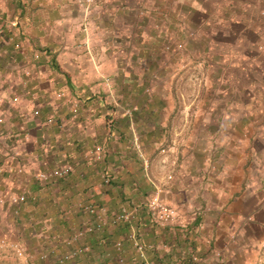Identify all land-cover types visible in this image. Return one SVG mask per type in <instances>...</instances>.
<instances>
[{
	"label": "rangeland",
	"instance_id": "374dc122",
	"mask_svg": "<svg viewBox=\"0 0 264 264\" xmlns=\"http://www.w3.org/2000/svg\"><path fill=\"white\" fill-rule=\"evenodd\" d=\"M212 2L215 6L210 8ZM5 3H9L4 11L8 18L16 16L20 20L11 28L13 35L22 31L31 55L39 54L33 57L35 61L45 60L60 73L59 79L68 76L73 86L57 89L69 99L68 106L62 105L59 129L69 132L74 120L85 118L86 122L91 120L86 126L92 131L98 123L108 131L112 120L106 117L108 112L112 117L131 115V106L116 102L114 83L119 73L127 82L136 75L160 101L155 104L153 116L162 130L157 132V143L149 153V166L160 183L142 179L143 187L148 189L146 202L156 195L158 201L173 207L175 215L166 222L172 226L177 209L161 195L174 179L173 169L182 159L187 164H201L203 178L209 177L204 181L214 185L203 186V190L211 196L226 194L228 199L213 215L216 222L212 233L217 234L207 241L212 252L208 250L206 254H213V264H264V0H101L89 6L76 0ZM19 42L25 52L24 41ZM98 93L104 95L102 104L97 100L84 104L87 95L94 97ZM111 104L115 105L112 111ZM133 106L140 109V105ZM94 148L88 155L91 161L98 158ZM96 183L95 188L104 194L98 208L111 211L108 219L132 210L118 200L113 186ZM14 185L5 188L10 194L3 196L5 190L0 197L9 205L14 204L9 203L8 196L19 194L11 192ZM88 186L91 184L80 181L75 188ZM66 204L62 207L69 210L72 226L82 216L73 212L74 201ZM6 209L0 206L1 225L23 221L18 216L12 219L13 214ZM54 221L50 219L48 223L54 226ZM134 221L133 217L130 222L113 224L107 220L105 224L108 230L118 224L126 230L135 227ZM56 224L57 235L50 240L49 227L40 233L13 232L16 227L10 230L7 225L9 230L0 228V239L19 242L27 254L25 261L0 247V264H28L29 260L35 264H72L75 259L83 264L86 257L78 259L79 253L65 263L56 259L75 249L65 252L64 244L76 245L84 234L72 237L83 226L69 234L67 224ZM114 240L110 237L109 242ZM127 247L134 253L132 245ZM222 247L223 253L219 251ZM201 250L193 264H201L197 263L201 262ZM41 254L46 256L42 259ZM94 254L95 262L99 256L102 258L101 254L96 258L98 250Z\"/></svg>",
	"mask_w": 264,
	"mask_h": 264
},
{
	"label": "crops",
	"instance_id": "0c3cea01",
	"mask_svg": "<svg viewBox=\"0 0 264 264\" xmlns=\"http://www.w3.org/2000/svg\"><path fill=\"white\" fill-rule=\"evenodd\" d=\"M8 4L5 3V0H0V13L3 11L0 14V29L3 30V35H0V197L5 193V190L6 193L3 196L10 194V190L8 191L5 188L14 183V190L11 192L17 193L23 192L25 189L28 190L30 187L29 183L35 181V174L37 172L47 171L64 164L72 166V174L75 173L81 176V184L89 185L93 183L97 185L98 183L95 184L92 182L93 179H91L94 171L90 164L91 156L88 155L92 152L93 142H105L109 150H111L114 140H111L109 132L105 131V125L102 126L98 123L97 125L95 124L94 131L89 129L86 123L91 122L90 119L87 122L85 118L82 121L74 120L69 132H63L62 128L59 129L62 124L61 116L64 112L62 105L68 106L67 100L69 99L61 96L65 94L62 91H57V89L59 86L69 88V85L72 84L69 79L67 80V76L66 78L62 76L59 79L60 73L45 60L40 59L35 61L32 56L33 54L31 55L30 52L31 49L27 48L29 44L26 45L27 42L25 43L26 40L22 31L19 35L15 34L14 37L17 41H24L23 44L26 45L25 52L16 50L17 52L15 51V54H13L14 47L5 39L6 34L15 33L13 29L11 31V28L14 27L8 22L14 20V17L9 19L8 14L4 13L8 9ZM214 6L215 3L212 2L210 8ZM17 20L20 21L18 17ZM47 56H50V53ZM86 116H89V113ZM99 125L102 127L101 130ZM128 125L130 128L129 134L133 139L132 146L140 152L142 158L141 173L135 174L130 180H136L140 185L144 178H147L154 184L155 182L160 183L153 167L150 168L149 166L151 158L148 154L152 150L148 151L146 155L143 153V149L138 143L139 131L135 129L131 116L128 119ZM150 132L152 133V130ZM116 138L117 135L114 136V139ZM151 162L153 163V161ZM190 163L188 162L187 164L184 159L177 162L173 169L175 170L174 179L170 184L165 185V193L161 195L164 197V200L175 205L177 209L178 215L172 226L166 231H161L160 235L145 227L139 230L141 238L143 237L149 242L158 243L160 241L166 244H158V247L162 245L164 248L160 252L162 258L159 260L153 256V252L150 253L149 259L152 261V264H179L183 256L190 255V252L193 255L195 253L198 254L200 249H202L200 251L201 256L198 257V260L201 262L197 263L213 264L211 259L213 254H206L208 250L212 252V248L207 244V241L217 234L212 233V226H215L216 222V218H213V215L217 209H221L228 199L226 194L211 196L208 191L203 190V186L212 187L214 185L204 181L208 180L209 177L203 178L204 174L201 171V164L197 166L195 162ZM98 167L100 172V165ZM110 168L112 170L116 168L120 169L119 171L124 174L122 177L125 176V167L122 165H117L116 167L111 165ZM151 177H155L156 180H152ZM185 177L190 178V183L187 182V178ZM71 183L73 184V181ZM89 189L90 187L88 186L86 190ZM86 195L87 192L84 196ZM103 196L104 194L100 190H96V193L90 194L86 198H89V201L94 200L101 203L99 200ZM42 197L38 196L39 201H42L43 205L47 204L49 207H43V205L41 208L29 205L27 207L24 204L21 212L22 215L20 214L18 217L23 218V221L20 222L21 224L17 221L15 224L12 222L4 223L0 224V228L2 229L3 227L4 230L7 225L10 227V230L11 227L12 229L16 227L13 232H37L35 227H31L33 224L27 225V220L29 221L31 218L39 220L40 211H42L43 215H45L42 217V221H44L46 228L49 227V240L52 239L53 235H57L58 230L56 229L58 228L55 229L57 219L53 216L54 212L51 210L52 199L42 200ZM71 201L72 199H69V202L66 203H71ZM0 206L5 207L4 205ZM98 207L96 213L92 214L85 212L81 214L82 212L77 211V215H81L82 220H78L72 226L68 221L66 231L70 234L80 226L98 222L100 217L106 220L105 218L109 217L111 211L108 209L103 214L104 211L101 210L102 214H100L98 213L100 211ZM6 210L10 211L9 208ZM66 214L67 218L71 217L68 212ZM50 219L55 220L54 226L48 223ZM193 223H195L194 226L197 232L185 236L184 228L187 225L191 226ZM117 226H113V229L108 230L109 227L107 228V224H104L97 230L86 232L84 233V237L76 241V245H67L65 243L64 246H67L65 252L69 251L71 247L79 248L80 256L78 259L83 255L86 257L83 264H114L118 254H123L127 259H130L132 255H135V252H130V248L127 247H131L128 236L129 232L134 228L131 230L130 226V229L128 227L126 230H122V225ZM118 228H121V230L118 231ZM37 233L40 232L38 231ZM110 237L115 239L112 244L109 242ZM118 241L123 243V247L120 249H117L115 246ZM86 246H88V249L84 250ZM108 249H111V254L108 253ZM224 249L222 247V250L219 251L223 253ZM95 250H98L96 258L100 254L102 255V258L99 256L97 262L94 261V257L92 256ZM106 252L107 254H105ZM110 255H113L112 258ZM75 262L76 259L72 261V264H80L78 260Z\"/></svg>",
	"mask_w": 264,
	"mask_h": 264
},
{
	"label": "trees",
	"instance_id": "16d2710c",
	"mask_svg": "<svg viewBox=\"0 0 264 264\" xmlns=\"http://www.w3.org/2000/svg\"><path fill=\"white\" fill-rule=\"evenodd\" d=\"M68 79L69 78L67 76V80ZM114 85H115L114 88L117 89L116 92L117 98L115 99L116 102L122 105L123 104L129 105L131 106V108H133V110L131 115L122 113L119 116L112 117L113 114L109 112L107 116L106 114L104 115L108 119L112 118L108 127V132L110 135V139L114 140L113 148L109 150L105 142L104 143L99 141L93 142V146L100 145L103 148V151L100 157L95 159L93 158L94 160L91 161L92 162L91 165L94 171V174L91 177V179H93L92 182L94 183L100 181L103 182L104 184L107 183L110 185V187L113 186L118 191V200L128 204L130 206V209H132L133 211V217L135 220L134 232L137 238H139V240H141L144 243L150 244L151 248L148 251V256L150 255V253L153 252V256L159 260L160 258H162L160 252L163 251L164 248L162 247V245L158 247V243L156 242H149L147 241V239H144L143 237L141 238L139 230L145 227V228H149L151 231L157 232L155 234L160 235V233H162L161 231H166L171 226L168 223H164L160 225L159 222H156L154 220V218L152 217L150 211L146 206L145 199L148 194L147 192L148 189L145 190L143 185L137 183L136 180H130V178L132 179V177L135 176V174L141 173L142 158L140 152L137 149H135V147L132 146L133 139L129 134L130 128L128 125V119L131 116L135 125V129L139 131L138 133L140 136L138 137L139 140L138 143L143 149V153H145L146 155L148 151L153 147V145L157 143V140L155 139L157 137V132L159 131L161 132L162 130L154 122V120L156 119L153 116V114H155V112L157 111V107L155 106V104L159 105L160 101L158 100L159 99L158 97L154 96V92L148 91L149 89L144 81L141 82L136 79V75L133 76V78L131 77L130 81L127 82L124 76L122 75V73H119L118 79L115 80ZM71 86L72 85H69L70 88H73V86L72 87ZM152 96L154 98H150ZM103 97L104 95L101 93L94 94V97H92V95L89 94L85 97L84 100L86 101H84V104L86 103L88 105L89 103H91V101L93 102V100H97L99 104H102L104 101ZM134 103L135 105H140L139 110L136 109L135 106H133ZM110 107H111V111L115 109L114 104H111ZM149 128H152L150 129L152 130V133L150 132ZM163 129L165 128L163 127ZM115 135H117L116 139H114ZM148 156L151 157V154H148ZM99 165H100V172L98 167ZM111 165L115 167L117 165L118 166L122 165L123 167H125V171H124L125 176L122 177L124 174L123 172L119 171L120 169L118 168H116L115 170H111L110 168ZM80 178H81L80 175L75 173L72 174V171L68 172L63 176H56L55 178L49 179L45 182L39 181V179H37L35 175V179H34L35 181L29 183L30 185L29 189L28 190L25 189L23 192H19L20 194H23L25 196L23 201L18 202L14 205H9L5 201L2 205H4L5 207L8 206L11 213L13 214L12 219L16 220L17 216L18 217L20 216L24 204L27 207L36 206L37 208H41L43 202L39 201L38 196H43L42 200L52 199L51 210L54 212L53 216L56 217L57 219L56 225L59 226L60 225L59 223H61L62 225L64 224L66 225L68 223V218L66 216L67 215L66 213L69 210L63 208L62 205L66 202H69V199L70 200L72 199V201H74V203L76 204L74 208L76 210V211L74 210L75 214H77V211L82 212L81 214H83L84 212L88 214H92L91 212L88 211V206L91 205L96 209L99 206L98 205L99 202L95 203L93 201H89L88 200L89 198H86L89 197L90 194L96 193L97 189L94 188L95 185L93 183H91V186H89L90 187L89 190H86L84 187L78 189L75 188V185L79 183ZM72 181L73 184L71 183ZM108 191L110 192V189ZM86 192L87 195L84 196ZM45 206H47V204L43 205V207ZM105 213L106 211H104L103 214ZM39 216H40L39 220H35L34 218H31L27 223V225L33 224L31 227H35L37 232L38 231L41 232L43 229L46 228V226L44 225V221H42L43 219L42 217L45 216L43 215L42 211H40ZM105 219L106 221L109 220V222H112L113 216L111 215L109 219L107 217ZM119 222L120 221H117L115 223H119ZM194 225L195 223L191 224V226L187 225L184 228L185 236L197 232ZM130 244L132 245L131 239H130ZM162 244L166 245L165 242L164 243L162 242ZM195 255L197 256V254ZM195 255H193L192 252H190V255H185L182 257L181 262L179 264L193 263L192 261H194V259L196 258Z\"/></svg>",
	"mask_w": 264,
	"mask_h": 264
},
{
	"label": "built area",
	"instance_id": "2783aa9c",
	"mask_svg": "<svg viewBox=\"0 0 264 264\" xmlns=\"http://www.w3.org/2000/svg\"><path fill=\"white\" fill-rule=\"evenodd\" d=\"M79 4L84 5V6H89L91 4H94L97 1L101 0H76ZM11 26H16L18 23L17 17H14V20L8 21ZM0 35H3V30L0 29ZM6 41L10 42L14 49L24 52L22 50V45L17 39L14 37V35L11 34H6L5 36ZM34 58H38L39 54L34 53L33 54ZM94 154L96 157H100L102 154V147L97 145L94 148ZM72 170V166L70 164H64L62 166H58L55 168H52L49 171H40L36 174L37 179L39 181H47L49 179L55 178L56 176H63L70 172ZM24 195L23 194H16V195H10L8 197L9 203L16 204L18 202H21L24 200ZM4 198H0V203H4L5 200ZM146 206L149 208L150 213L152 214L153 217L156 218V220L161 224H164L166 222H169L170 219H172L175 215V210L173 207H170L169 205L158 201V197L152 196L147 202ZM100 210V209H99ZM88 211L91 213H96V208L93 206H88ZM98 213H102L101 210L98 211ZM100 217V216H99ZM133 217V211H121L115 215H113L112 223H115L117 221H127L129 222L131 218ZM106 223V220L100 217L98 222L94 224H85L78 232L77 234L75 233L72 237V239L79 238L78 236L81 234H84L86 232H91L93 230H97L102 227ZM129 238L132 241V245L134 247V252L135 255L131 257L130 259H127L123 254H118L115 258V264H152V261L149 259L148 256V251L151 248L150 244L144 243L139 238H137L134 229L130 232ZM117 249H120L122 247V242L118 241L115 244ZM0 247L2 248H8L10 252L17 258L24 259L26 261L27 259V254L25 252L24 247L17 241H11L7 239H0ZM88 249V246L84 250ZM5 250V249H4ZM80 249L75 248L74 250H71L70 252H67L65 254H62L58 256L57 262L59 263H65L67 261H71L76 257L79 253ZM46 255L41 254L39 257L44 258ZM28 264H35L31 260H29Z\"/></svg>",
	"mask_w": 264,
	"mask_h": 264
}]
</instances>
